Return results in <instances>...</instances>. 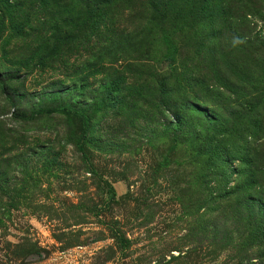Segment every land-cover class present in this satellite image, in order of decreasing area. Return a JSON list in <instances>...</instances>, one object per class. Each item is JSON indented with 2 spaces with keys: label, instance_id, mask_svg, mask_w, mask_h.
<instances>
[{
  "label": "rangeland",
  "instance_id": "374dc122",
  "mask_svg": "<svg viewBox=\"0 0 264 264\" xmlns=\"http://www.w3.org/2000/svg\"><path fill=\"white\" fill-rule=\"evenodd\" d=\"M245 161L264 0H0V264H264Z\"/></svg>",
  "mask_w": 264,
  "mask_h": 264
},
{
  "label": "trees",
  "instance_id": "16d2710c",
  "mask_svg": "<svg viewBox=\"0 0 264 264\" xmlns=\"http://www.w3.org/2000/svg\"><path fill=\"white\" fill-rule=\"evenodd\" d=\"M68 109H62L59 107H55L52 109H45V110H41L38 111V113H59V112H66ZM81 117H85L83 115H81ZM86 121V120H85ZM250 156V155H249ZM245 166L248 170L245 174H242V178L245 176L247 183V189L246 192H249V196H247V198L252 199L251 202L256 200L261 201V206L264 208V170L259 169V171L256 169L255 165H254V170H252L251 168H248L250 166L246 165V161H245ZM253 167V166H251ZM258 196V197H255ZM223 200V198L220 199ZM249 202V203H251ZM261 211V210H259Z\"/></svg>",
  "mask_w": 264,
  "mask_h": 264
}]
</instances>
